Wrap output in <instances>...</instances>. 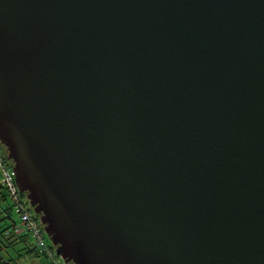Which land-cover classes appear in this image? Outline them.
Returning a JSON list of instances; mask_svg holds the SVG:
<instances>
[{
	"label": "water",
	"instance_id": "water-1",
	"mask_svg": "<svg viewBox=\"0 0 264 264\" xmlns=\"http://www.w3.org/2000/svg\"><path fill=\"white\" fill-rule=\"evenodd\" d=\"M0 144L66 264H264V0H0Z\"/></svg>",
	"mask_w": 264,
	"mask_h": 264
},
{
	"label": "built area",
	"instance_id": "built-area-1",
	"mask_svg": "<svg viewBox=\"0 0 264 264\" xmlns=\"http://www.w3.org/2000/svg\"><path fill=\"white\" fill-rule=\"evenodd\" d=\"M0 190H4L8 194L12 212L15 216L11 231L14 237L28 235L34 245L37 255L41 256L44 264H66L64 260L53 249L52 245H48L45 241L43 225L40 220L35 217V213L31 206L22 199V192L16 185L12 166L5 161V155L1 150L0 144ZM37 216V215H36ZM4 264H15L5 262Z\"/></svg>",
	"mask_w": 264,
	"mask_h": 264
},
{
	"label": "crops",
	"instance_id": "crops-1",
	"mask_svg": "<svg viewBox=\"0 0 264 264\" xmlns=\"http://www.w3.org/2000/svg\"><path fill=\"white\" fill-rule=\"evenodd\" d=\"M6 226L7 225L3 223V227L0 231H3ZM2 241L3 242L0 241V245L3 244V247H1L0 250H6V248H11V250L14 252L13 257H15V260L10 256L8 259L0 258L1 261H9L10 263L19 264L20 261L24 260V264H44V260L41 256L37 255L33 251L32 253H29L28 246H30L32 250L34 249V245L31 238L29 239V237L27 236L23 238L14 237L9 241L8 239H2ZM4 254L9 255L6 252Z\"/></svg>",
	"mask_w": 264,
	"mask_h": 264
},
{
	"label": "trees",
	"instance_id": "trees-1",
	"mask_svg": "<svg viewBox=\"0 0 264 264\" xmlns=\"http://www.w3.org/2000/svg\"><path fill=\"white\" fill-rule=\"evenodd\" d=\"M1 150L3 151V153L5 155V161L10 166H12L11 162L7 160L6 151L2 145H1ZM21 196H22V199L25 200V203L28 206L29 202L26 199V194L22 193ZM14 217L15 216L12 212L10 203L8 201V194L5 193L4 190H0V230L3 227V223L7 225L3 231H0V241L1 242H3L2 239H8V241H9V240L14 238V236L12 235V231H11L12 224L14 223ZM35 217L39 219V216L35 215ZM7 221H9V222H7ZM25 236L29 237L28 235H22V236H19L18 238H23ZM29 239H30V237H29ZM1 247H3V244L0 245V248ZM28 248H29V253H32V251L36 253L35 249L32 250L30 246H28ZM53 249L56 251L55 247H53ZM5 262H9V261H1L0 260V264H4Z\"/></svg>",
	"mask_w": 264,
	"mask_h": 264
},
{
	"label": "rangeland",
	"instance_id": "rangeland-1",
	"mask_svg": "<svg viewBox=\"0 0 264 264\" xmlns=\"http://www.w3.org/2000/svg\"><path fill=\"white\" fill-rule=\"evenodd\" d=\"M7 222H9V221H7ZM44 238H45V241L47 242L48 245H52L51 244V241H50V238H49V236H47L46 233L44 235ZM5 252L8 253L9 255H7V254L5 255L4 254ZM13 255H14V252L11 250V248H6V250H3V249L0 250V258L8 259L11 256L15 260V257H13ZM19 264H24V260L23 261H20Z\"/></svg>",
	"mask_w": 264,
	"mask_h": 264
},
{
	"label": "clouds",
	"instance_id": "clouds-1",
	"mask_svg": "<svg viewBox=\"0 0 264 264\" xmlns=\"http://www.w3.org/2000/svg\"><path fill=\"white\" fill-rule=\"evenodd\" d=\"M40 220V219H39Z\"/></svg>",
	"mask_w": 264,
	"mask_h": 264
}]
</instances>
